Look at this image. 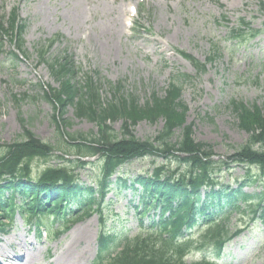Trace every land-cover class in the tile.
I'll use <instances>...</instances> for the list:
<instances>
[{
	"label": "rangeland",
	"instance_id": "374dc122",
	"mask_svg": "<svg viewBox=\"0 0 264 264\" xmlns=\"http://www.w3.org/2000/svg\"><path fill=\"white\" fill-rule=\"evenodd\" d=\"M13 7L18 8L20 24L25 25L22 38L28 58L18 61L13 54L17 49L6 38L1 39L0 152L21 141L24 129L49 143L53 154L46 162H32L33 177L45 166L68 164L66 160L99 159V155L94 159L79 156L74 148L77 141H83L80 134L88 138L98 134L97 124L77 116L72 104L65 106L61 115L60 106L44 97L43 90L59 88L48 62L60 55L68 56L78 68L77 83L94 82L103 103L120 96L144 106L154 95H165L172 77L186 75L184 80L175 79L181 86L180 103L186 108L185 125L191 126L192 138L213 146L210 159L221 161L215 169L221 184L235 188L237 181L245 178L249 169L230 159L248 137L238 127L232 102L255 104L264 112V0H0V17L6 20ZM130 7L136 10L132 16ZM242 19L261 33L254 38L232 34ZM129 20H134V27ZM48 42H52L48 60L38 62L36 50ZM214 45L220 48L219 55L207 62L203 71L181 53L204 63ZM106 123L121 137L122 119ZM163 123L162 118L156 122L145 119L131 130L138 139L153 140ZM179 134L180 129L171 142H176ZM76 168L80 181L94 183L91 165ZM151 169L152 161L146 157L134 159L120 172L132 178ZM257 174L259 179L257 169L252 168L248 176ZM244 190L259 192L260 181ZM106 200H112L106 210V226L118 223L112 220L118 213L122 219L119 227L133 235L137 219L130 204L131 192L122 190L114 196L110 191ZM248 208L230 216L229 228L233 231L241 224L244 231L225 245L217 263L264 264V223L251 221ZM9 227L8 234H0V248L4 240L12 241L7 249L16 248L19 254L27 255L29 264H92L97 249V215L71 223L58 236L49 235L51 225H45L44 236L34 239V234L38 235L34 227L29 228L17 214ZM52 227L58 229L57 222ZM205 228L198 225L191 238L196 241ZM202 255L190 251L184 260L190 263Z\"/></svg>",
	"mask_w": 264,
	"mask_h": 264
},
{
	"label": "trees",
	"instance_id": "16d2710c",
	"mask_svg": "<svg viewBox=\"0 0 264 264\" xmlns=\"http://www.w3.org/2000/svg\"><path fill=\"white\" fill-rule=\"evenodd\" d=\"M24 29L25 25L19 22L17 8L12 9L6 20L0 17V42L6 38L27 58L23 49ZM235 33L237 37L248 34L254 38L261 30L252 28L242 19L232 31ZM51 45L52 42H48L36 50L38 62L48 60L46 57ZM219 52L218 46H212L204 63L181 53L191 60L195 68L203 71L206 63ZM13 54L18 59L19 56ZM54 57L48 66L58 80L59 88L43 90L44 97L60 106L61 115L63 108L72 104L77 116L97 124L98 134L91 138L80 134L78 137L83 141H77L74 148L77 155H99V159L97 162L66 160L68 164L45 166L33 177L32 162L35 159H45L46 162L54 147L24 129L21 141L9 144L0 152V231H5L10 219L18 212L25 220L37 221L40 225L48 217L53 221L64 219L71 213L68 207L75 206L73 214L76 217L69 223L82 221L93 213L99 216L98 248L93 264H216L207 257L187 263L184 256L190 251L205 250V253L210 251L219 257L225 243L241 232L238 228L233 231L229 228L230 216L234 212L241 214L250 207L251 221L259 219L264 223V112L260 107L232 102L238 127L248 137L230 159L249 170L245 178L231 188L228 184H221L215 176L216 166L221 161L210 159L214 154L213 146L195 141L191 126L185 125L186 108L180 103L181 86L175 78L184 80L186 75L172 77L165 95L162 98L154 95L144 106L120 96L103 103L99 99L98 87L91 79L84 85L75 81L78 68L68 56ZM158 118H162L164 123L153 140H141L132 133L131 126L138 121L156 122ZM117 119L123 120L121 137L111 132L106 123ZM178 129V140L171 142ZM71 139L75 140L74 137ZM146 157L152 161L150 171L129 179L120 172L134 159ZM87 165H91L94 172L91 177L94 183L80 184L76 167ZM252 168L257 169L259 179L258 174L254 178L248 176ZM113 175H116L115 180L111 179ZM257 180L261 184L259 192L244 190L246 185ZM122 190H131L132 195L138 198L133 209L140 218V226L134 235L124 234L119 225L106 226L109 215L106 211L108 202L104 200L106 194L112 191L117 196ZM150 210L158 217L149 218L144 226L142 218L149 217ZM116 220L121 221L118 214ZM65 224L66 230L69 224ZM198 225L206 228L195 241L191 232Z\"/></svg>",
	"mask_w": 264,
	"mask_h": 264
},
{
	"label": "bare ground",
	"instance_id": "6f19581e",
	"mask_svg": "<svg viewBox=\"0 0 264 264\" xmlns=\"http://www.w3.org/2000/svg\"><path fill=\"white\" fill-rule=\"evenodd\" d=\"M4 246L0 248V264H12V260L20 261V263L15 264H29V257L25 254H19L16 248L9 250L8 245H12V241L4 240ZM14 264V263H13Z\"/></svg>",
	"mask_w": 264,
	"mask_h": 264
}]
</instances>
